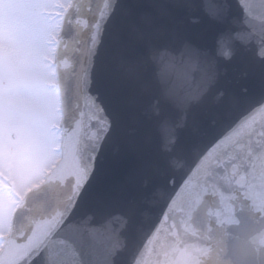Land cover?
<instances>
[{
	"label": "water",
	"instance_id": "1",
	"mask_svg": "<svg viewBox=\"0 0 264 264\" xmlns=\"http://www.w3.org/2000/svg\"><path fill=\"white\" fill-rule=\"evenodd\" d=\"M55 67L0 264H264V0H72Z\"/></svg>",
	"mask_w": 264,
	"mask_h": 264
},
{
	"label": "rangeland",
	"instance_id": "2",
	"mask_svg": "<svg viewBox=\"0 0 264 264\" xmlns=\"http://www.w3.org/2000/svg\"><path fill=\"white\" fill-rule=\"evenodd\" d=\"M69 3L70 0H0V71L10 84L22 76L24 81L30 78L33 85L20 89L11 86L3 98L0 96V171L5 172L7 181H0V236L6 234L11 210L18 202L9 196L7 184L18 198H22L43 180L46 170L59 156L56 127L60 122V110L53 67L44 70L40 59L42 55L51 59V54L53 58L58 14ZM48 41L52 46L45 45ZM42 74L43 79L39 80ZM44 79L46 82L41 85ZM13 93L17 102H12ZM9 128L20 134L21 141L14 149L21 148V151L15 152L14 161L8 165L6 161L10 158L6 160L2 134Z\"/></svg>",
	"mask_w": 264,
	"mask_h": 264
},
{
	"label": "flooded vegetation",
	"instance_id": "3",
	"mask_svg": "<svg viewBox=\"0 0 264 264\" xmlns=\"http://www.w3.org/2000/svg\"><path fill=\"white\" fill-rule=\"evenodd\" d=\"M53 25V24H52ZM54 42V41H53ZM45 45H47V46H52V44H51V42H45ZM48 48V47H47ZM48 50V49H47ZM52 53V52H51ZM46 56V55H45ZM45 56L44 55H42V57H41V61L43 62V64L45 65V68H44V70H46V69H48V67L49 66H51V62H52V54H51V59H48L47 60V58H45ZM8 62H11V61H8ZM41 72V71H40ZM49 72V71H48ZM47 72V74H48V76H51V74H49ZM36 73H37V71H36ZM29 76H26V78H28ZM35 77V76H34ZM52 77V76H51ZM18 78V79H17ZM22 78L24 79L25 77H20V76H18V77H16L15 79H14V81H13V84H10V80L0 71V96H4V94L5 93H7V91H8V89H9V87H11V86H13V87H15V88H27V87H30V86H33L32 84H31V80H30V78H28V79H26L25 81L24 80H22ZM38 78H39V80L40 79H43V74L41 75V76H38ZM44 82H46L45 81V79L44 80H42V82H41V85H44ZM17 90L15 89V91H14V93L16 92ZM14 93H13V96H14ZM16 94V93H15ZM3 96H2V98H3ZM17 100V98L14 96V99L12 100V102H17L16 101ZM19 103H21V101L20 102H18V104ZM18 131V130H17ZM20 134H18V132H16V130H14V129H11V128H9V130H6L3 134H2V139H4L5 140V142H3V143H5V144H3L4 146H5V150H6V155H7V157H6V160H7V158H10V161H6V163L8 162V165H9V163H11L12 161H14V155H15V152H17V153H20V151H21V148L20 149H14V147H17L16 145L21 141L20 140ZM12 160V161H11ZM5 172H1L0 171V181H2V182H5V183H7V181H6V179H5V177H4V174ZM7 189H8V193L10 194L9 196H11V198H16V200H17V197H16V195L14 194V192L10 189V186L7 184Z\"/></svg>",
	"mask_w": 264,
	"mask_h": 264
}]
</instances>
